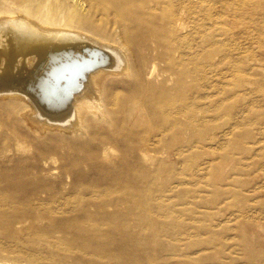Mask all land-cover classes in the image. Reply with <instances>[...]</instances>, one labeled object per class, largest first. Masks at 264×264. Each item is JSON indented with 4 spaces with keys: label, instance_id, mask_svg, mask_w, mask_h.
Instances as JSON below:
<instances>
[{
    "label": "rangeland",
    "instance_id": "1",
    "mask_svg": "<svg viewBox=\"0 0 264 264\" xmlns=\"http://www.w3.org/2000/svg\"><path fill=\"white\" fill-rule=\"evenodd\" d=\"M28 1L129 73L79 134L0 98V264H264V0Z\"/></svg>",
    "mask_w": 264,
    "mask_h": 264
},
{
    "label": "bare ground",
    "instance_id": "2",
    "mask_svg": "<svg viewBox=\"0 0 264 264\" xmlns=\"http://www.w3.org/2000/svg\"><path fill=\"white\" fill-rule=\"evenodd\" d=\"M6 1L19 12L0 10V98L19 108L24 125L38 136L82 133L87 116H105L102 77L128 75L125 55L96 39L83 16H59L48 3Z\"/></svg>",
    "mask_w": 264,
    "mask_h": 264
}]
</instances>
